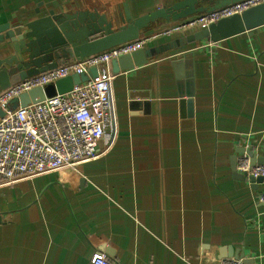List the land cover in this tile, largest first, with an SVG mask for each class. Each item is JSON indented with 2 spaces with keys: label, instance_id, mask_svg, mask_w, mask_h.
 I'll return each mask as SVG.
<instances>
[{
  "label": "crops",
  "instance_id": "obj_1",
  "mask_svg": "<svg viewBox=\"0 0 264 264\" xmlns=\"http://www.w3.org/2000/svg\"><path fill=\"white\" fill-rule=\"evenodd\" d=\"M175 1L0 0V25L30 32L50 11H97L118 29L126 7L135 18ZM166 24L143 30L142 48L194 31L161 35ZM12 51L0 43V57ZM103 72L116 136L75 170L0 186V264H89L96 253L115 264H218L222 248L264 264V182L254 189L231 167L242 149L264 151V25Z\"/></svg>",
  "mask_w": 264,
  "mask_h": 264
},
{
  "label": "built area",
  "instance_id": "obj_2",
  "mask_svg": "<svg viewBox=\"0 0 264 264\" xmlns=\"http://www.w3.org/2000/svg\"><path fill=\"white\" fill-rule=\"evenodd\" d=\"M264 4V0H239L210 12L170 23L161 35L205 28L211 23L241 14ZM144 38L128 41L102 52L57 65L23 79L0 91V186L25 177L50 171H72L97 157L98 142L108 132L117 133V118L112 95L111 76L105 74L111 60L142 48ZM98 68V75L75 85L69 92L55 94L36 103L9 109V102L35 87H44L71 74L88 73ZM235 169L250 176L262 177L264 164H251L246 153L237 156ZM264 197L260 196L259 201ZM218 260V259H217ZM89 264H115L104 254L96 253ZM218 264H245L241 258H222Z\"/></svg>",
  "mask_w": 264,
  "mask_h": 264
},
{
  "label": "water",
  "instance_id": "obj_3",
  "mask_svg": "<svg viewBox=\"0 0 264 264\" xmlns=\"http://www.w3.org/2000/svg\"><path fill=\"white\" fill-rule=\"evenodd\" d=\"M239 0H178L169 5L140 15L131 17L127 7L120 16L123 23L118 29L112 28V21L105 14L97 11H78L76 13H58L50 11L46 17L31 24L30 32L21 26L11 28L9 24L0 25V43L7 40L11 43L10 55L0 57V91L23 79L66 64L74 59H81L119 44L139 38L143 30L158 21L174 23L190 16L210 12ZM264 25V4L251 7L241 14H234L211 23L205 28L196 29L160 47L140 48L130 54L121 55L111 60V70L117 73L144 64L151 56L170 49H182L186 45L207 40L219 42L234 35ZM41 26V28H39ZM2 52V51H1ZM187 57V56H186ZM98 75V68L92 67L88 73L71 74L57 79L44 87H35L20 94L9 102V109L36 103L55 94L69 92L75 85ZM191 97V94H188ZM190 102V101H189ZM4 113L0 110V116ZM250 157L251 164H264V151L257 157L251 148L242 149ZM236 156L231 159V167L235 176L246 179L244 174L235 172ZM256 189L263 183L262 177L250 176L246 179ZM224 248L220 250L218 260L222 258H241L245 264H254L251 259H244V254L230 253L226 255Z\"/></svg>",
  "mask_w": 264,
  "mask_h": 264
},
{
  "label": "rangeland",
  "instance_id": "obj_4",
  "mask_svg": "<svg viewBox=\"0 0 264 264\" xmlns=\"http://www.w3.org/2000/svg\"><path fill=\"white\" fill-rule=\"evenodd\" d=\"M164 25V24H163ZM167 25V24H166ZM152 27V26H151ZM149 29V28H148Z\"/></svg>",
  "mask_w": 264,
  "mask_h": 264
}]
</instances>
